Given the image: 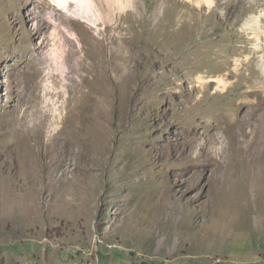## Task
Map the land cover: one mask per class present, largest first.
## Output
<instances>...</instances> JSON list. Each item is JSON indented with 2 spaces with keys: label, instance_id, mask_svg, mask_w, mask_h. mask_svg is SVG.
<instances>
[{
  "label": "rangeland",
  "instance_id": "rangeland-1",
  "mask_svg": "<svg viewBox=\"0 0 264 264\" xmlns=\"http://www.w3.org/2000/svg\"><path fill=\"white\" fill-rule=\"evenodd\" d=\"M54 1L0 0V264H264V95L223 76L264 1L139 0L120 28ZM53 45L85 97L47 127Z\"/></svg>",
  "mask_w": 264,
  "mask_h": 264
},
{
  "label": "bare ground",
  "instance_id": "bare-ground-1",
  "mask_svg": "<svg viewBox=\"0 0 264 264\" xmlns=\"http://www.w3.org/2000/svg\"><path fill=\"white\" fill-rule=\"evenodd\" d=\"M227 1L229 2L231 0H226V2ZM262 1L264 0H256V3L259 4ZM54 2L57 8H64L65 10V7H67L66 11L72 6L78 8L82 15L81 21H84L89 25H96V21H98L92 18V16L94 15H91L95 11L98 12L99 15L104 16L107 19L112 18V22H114L117 28L121 27L120 23L123 19V14L124 16L132 13L138 15L140 16L139 18H141L140 21H142V19L147 14L146 11L145 13H142L139 0H55ZM185 2L193 4L196 7V10L199 12V16H202L203 13H217L218 11H221L220 9H222L220 8L221 6L219 0H185ZM234 5V11L239 14L241 5L239 3H236ZM224 9H226V5ZM222 14L225 15V13L221 11V15ZM153 15L154 14L151 13L149 17L152 18ZM180 15L182 17H185L186 14ZM262 15L264 16V8H262L261 12L259 13V16ZM63 18L65 21L68 20L65 16H63ZM68 24L79 25L80 27L85 29L80 21L71 19L68 20ZM259 24L260 17L252 14L244 19L242 23V29L251 34L252 38L255 41L252 46L253 55H258L256 68L260 71L261 76L255 79L247 73L246 74L248 76L245 75L244 72L242 73V68L244 66L250 67L249 64H252L254 62V56L248 57L245 62H239L238 64L236 63L233 71L227 68H222L225 71L227 70L226 74H224L223 76L230 77V75L232 76V74H234V83L237 84L238 82H246L248 92L264 95V27ZM124 29H129V25H124ZM69 34L71 37V49L72 46H74V43H77L78 47H80L76 35L74 33ZM71 49L69 51H66V48L64 47H56L55 45H53L49 52V64L47 66L45 80L42 84V92L40 93L39 91L37 93V97L39 100V110L41 112L40 114H42L39 120L42 125H45L47 127L58 124L59 120L63 121V111L72 109L73 102H71L70 100L73 94L72 90H78V92H80V95L85 97L84 92L81 91L82 79H75L74 77V74L77 70V65H68L69 58H71L72 55L74 56L76 54V52H73ZM29 62L31 63V61ZM215 80L219 83H223V79L220 77L211 79L209 82ZM223 87H225V83H223Z\"/></svg>",
  "mask_w": 264,
  "mask_h": 264
},
{
  "label": "trees",
  "instance_id": "trees-1",
  "mask_svg": "<svg viewBox=\"0 0 264 264\" xmlns=\"http://www.w3.org/2000/svg\"><path fill=\"white\" fill-rule=\"evenodd\" d=\"M125 264H130L129 262H126Z\"/></svg>",
  "mask_w": 264,
  "mask_h": 264
}]
</instances>
